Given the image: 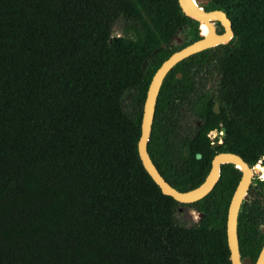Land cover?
<instances>
[{
  "label": "trees",
  "instance_id": "trees-1",
  "mask_svg": "<svg viewBox=\"0 0 264 264\" xmlns=\"http://www.w3.org/2000/svg\"><path fill=\"white\" fill-rule=\"evenodd\" d=\"M202 6L225 12L234 34L166 74L147 143L179 191L202 183L217 152L264 167V0ZM179 31L183 41L171 43ZM200 37L177 0H0V264H231L226 213L241 171L222 164L206 196L181 204L137 151L154 72ZM214 73L188 102L201 122L189 133L169 98ZM212 130L222 138L216 150ZM180 205L199 221L179 223ZM248 207L237 236L240 255L255 259L264 218Z\"/></svg>",
  "mask_w": 264,
  "mask_h": 264
},
{
  "label": "water",
  "instance_id": "water-1",
  "mask_svg": "<svg viewBox=\"0 0 264 264\" xmlns=\"http://www.w3.org/2000/svg\"><path fill=\"white\" fill-rule=\"evenodd\" d=\"M177 1L185 15L198 21L199 28L201 25H205L208 27V30L206 34H202L200 30L201 37L199 39L171 53V55L165 59L154 72L149 82L142 105L140 134L137 141L138 155L144 169L159 186L161 191L164 194L171 196L181 204L192 203L206 196L219 179L220 166L225 163L234 164V166L241 171V176L231 196L226 213L225 233L227 246L229 249L230 262L231 264H264V243L254 263L250 257H240L237 236V218L241 203L247 199V189L253 176V172L251 171L252 168L243 160L240 155L232 152L216 153L211 160L210 169L202 183L196 187H191L189 184L188 190L179 191L164 179L152 162L147 151V143L151 133L156 99L166 74L181 60L207 48L216 46L218 44L227 43L234 34L232 30V23L225 12L219 9L205 10L203 8L202 5H206L209 0ZM216 22L222 26V32H218ZM173 38L174 37L171 38V41ZM125 42L130 44L128 38H125ZM177 42L180 43V40L178 39ZM180 76L181 74L178 73L177 77ZM213 110L215 113L219 112L218 103L214 104ZM221 132L225 133V128H222ZM218 144L219 143L217 142L212 143L211 148L215 149ZM196 157L200 158L201 154L197 153ZM258 177L260 178V175H258ZM200 216L201 214H199V217ZM262 232L264 234V226L262 227Z\"/></svg>",
  "mask_w": 264,
  "mask_h": 264
},
{
  "label": "flooded vegetation",
  "instance_id": "flooded-vegetation-1",
  "mask_svg": "<svg viewBox=\"0 0 264 264\" xmlns=\"http://www.w3.org/2000/svg\"><path fill=\"white\" fill-rule=\"evenodd\" d=\"M216 26H217V30L219 31V24L217 22H216ZM220 32H222V31H220ZM178 73H176V76ZM193 79L196 81L193 84L194 88L193 87L188 88L187 92H183L182 95H180V96L177 94H172L169 98L170 100H174L176 102V104H177L176 107L178 108L177 117H178L179 123L183 124L185 127H188V129H186V130H187V132L189 131V133L191 131V123L192 122L194 123L193 129L196 128L195 126L200 125L201 122L199 120H195L191 109H189L188 102H192L195 98H197L200 91H202L204 89V87L207 88L210 85V80L215 81L217 79V75H216V73H214L212 78H211L210 74H208L206 76L195 75V76H193ZM215 103H218V102H214V104ZM214 104H213L212 108L214 107ZM219 111H220V108H219ZM222 128H225V127H222ZM222 128H221V130H222ZM212 132L214 134H212ZM209 134L212 138L211 144L214 142L219 143L215 147V149L211 148L212 150H216V148L222 143V138L219 137L218 139L214 140V137L218 134L216 130H212L211 132H209ZM219 134H224V133H222L220 131ZM256 164L253 166H250L248 164L253 169V174H252L253 176H252L251 182L249 184V187L247 189V199L244 200L243 203L244 202L247 203L249 206L248 208L255 215L264 218V183L261 182V181H264V167L262 166L263 164L261 163V160H259ZM258 164H260V165H258ZM258 175H260V178L258 177ZM233 192H234V190L232 191V194H233ZM232 194H231V196H232ZM230 199H231V197H230ZM200 217L198 214V221H199ZM238 218H237V224H238ZM263 226H264V224L262 226H260V228H259V230L263 236L260 249L264 243V234L262 232ZM260 249H259V252H260ZM259 252H258V254H259ZM258 254H257V256H258ZM257 256H256V258H257ZM240 257L243 258V256H241V255H240ZM256 258L252 259L253 263L255 262Z\"/></svg>",
  "mask_w": 264,
  "mask_h": 264
},
{
  "label": "rangeland",
  "instance_id": "rangeland-1",
  "mask_svg": "<svg viewBox=\"0 0 264 264\" xmlns=\"http://www.w3.org/2000/svg\"><path fill=\"white\" fill-rule=\"evenodd\" d=\"M219 30L223 31L222 26L219 27ZM113 35H117V36L118 35H122V32H121V30L118 27H115L114 31H113ZM178 39L180 40V43L183 41V39H184V33L183 32L179 31L175 35V37L173 38L171 43L177 44L178 43L177 42ZM212 134H214V133L212 132ZM258 165H260V164H258ZM175 217H176V220L179 223H182V224H184L186 226H190V225H192V224H194V223H196L198 221L197 212H195V210H193V208H191L189 206H183V205L178 206L175 209Z\"/></svg>",
  "mask_w": 264,
  "mask_h": 264
},
{
  "label": "bare ground",
  "instance_id": "bare-ground-1",
  "mask_svg": "<svg viewBox=\"0 0 264 264\" xmlns=\"http://www.w3.org/2000/svg\"><path fill=\"white\" fill-rule=\"evenodd\" d=\"M200 30H201L202 34H206L207 30H208V27L205 26V25H201ZM251 171L253 172V169Z\"/></svg>",
  "mask_w": 264,
  "mask_h": 264
}]
</instances>
